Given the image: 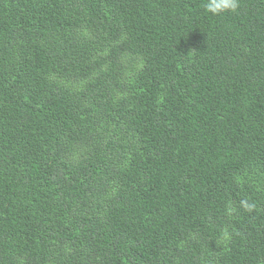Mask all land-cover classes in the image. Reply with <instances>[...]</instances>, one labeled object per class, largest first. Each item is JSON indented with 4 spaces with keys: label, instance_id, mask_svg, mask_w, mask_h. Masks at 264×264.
Returning <instances> with one entry per match:
<instances>
[{
    "label": "trees",
    "instance_id": "obj_1",
    "mask_svg": "<svg viewBox=\"0 0 264 264\" xmlns=\"http://www.w3.org/2000/svg\"><path fill=\"white\" fill-rule=\"evenodd\" d=\"M239 2L0 0V264H264V0Z\"/></svg>",
    "mask_w": 264,
    "mask_h": 264
},
{
    "label": "clouds",
    "instance_id": "obj_2",
    "mask_svg": "<svg viewBox=\"0 0 264 264\" xmlns=\"http://www.w3.org/2000/svg\"><path fill=\"white\" fill-rule=\"evenodd\" d=\"M240 8L239 0H206L204 10L215 16H220L227 13H237ZM242 207L248 211H252L253 205L248 204L246 201L242 202Z\"/></svg>",
    "mask_w": 264,
    "mask_h": 264
}]
</instances>
